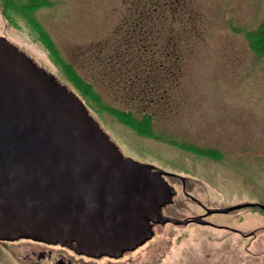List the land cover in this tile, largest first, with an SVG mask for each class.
I'll list each match as a JSON object with an SVG mask.
<instances>
[{
	"label": "rangeland",
	"instance_id": "374dc122",
	"mask_svg": "<svg viewBox=\"0 0 264 264\" xmlns=\"http://www.w3.org/2000/svg\"><path fill=\"white\" fill-rule=\"evenodd\" d=\"M153 2H158L164 18L156 15L150 18L147 14L153 9ZM137 3L134 0H49L48 5L33 14L50 36L62 61L71 65L85 81L94 83V90L106 105H120L121 93L106 86L107 81L100 82L105 54L99 48L113 37L124 12L129 16V24L123 30L128 27L131 30L139 23ZM143 3L144 17L138 19L142 28L151 34L141 35L147 42L142 40L138 47L147 48L150 60L157 61L156 65L161 66L165 75H173L174 82L167 81L166 87L170 89L167 96L174 109L171 113L157 111L151 124L152 136L137 134L108 112H95L84 104L89 114L122 157L153 165L171 174L170 177H181L186 192L208 209L264 201V57L255 54L247 42V34L264 20V0H149ZM127 9L131 14H127ZM19 25L18 29L5 22L0 5V38L78 96L62 70L32 39L25 22L20 20ZM135 28L136 32L142 29ZM138 47L135 45L136 50ZM116 49L107 52L114 54ZM182 146H191L197 151ZM167 181L178 191L169 210L179 217L197 210L189 200L180 199L178 181L172 178ZM178 199L181 202L177 203ZM240 217L244 220V229L264 224L263 217L245 210L212 215L222 225H232ZM189 235L188 229L180 241H188ZM13 249L11 246L9 251ZM230 252L220 264H234V251ZM235 252L237 263L247 264L243 249ZM22 260L23 257L15 261L0 245V264H29L28 259Z\"/></svg>",
	"mask_w": 264,
	"mask_h": 264
},
{
	"label": "water",
	"instance_id": "95a60500",
	"mask_svg": "<svg viewBox=\"0 0 264 264\" xmlns=\"http://www.w3.org/2000/svg\"><path fill=\"white\" fill-rule=\"evenodd\" d=\"M170 176L122 157L76 94L0 38V242L119 258L168 220Z\"/></svg>",
	"mask_w": 264,
	"mask_h": 264
},
{
	"label": "trees",
	"instance_id": "16d2710c",
	"mask_svg": "<svg viewBox=\"0 0 264 264\" xmlns=\"http://www.w3.org/2000/svg\"><path fill=\"white\" fill-rule=\"evenodd\" d=\"M143 1L149 2V0H139L137 3V0H134L139 4L140 9L139 16L136 15L139 23H136L135 26H141V28L143 25H141L138 17H144L141 5L144 4ZM48 4L49 0H0L1 13L5 22L18 29L20 28V20L25 22L32 39L43 47L55 65L62 70L65 78L76 88L78 97L81 98L79 99L87 108L95 112L106 111L135 133L152 136L151 124H153L157 111L171 113L174 109V104L169 103L167 96L170 89L168 86L166 87L167 81L174 82V79L173 75H165L161 66L156 65L157 61L150 60L147 48L138 47V43H142V40L147 42L146 37L141 39V35L151 34V32L144 28L136 32L135 26L131 30L128 26L127 29L123 30L124 26L129 24V16L126 17L124 12L121 18L122 22L118 25L113 37H110V41L100 46L99 50L105 54V60L102 59L101 61L102 79L100 82L105 84L107 81L106 86L113 87L111 90L114 89L115 92L121 93V98L118 100L121 102L120 105H106L94 90V83L85 81L71 65L62 61L50 36L33 18L37 9ZM151 5L153 8L150 9L151 14L150 12L147 13L150 18L151 15L164 18L158 2H153ZM131 10L132 8H130ZM127 14H131L129 9H127ZM136 35H139L137 39L140 40L134 39ZM110 42L114 43L110 44ZM247 42L255 54L264 57V20L255 31L247 34ZM135 45L138 50L135 49ZM154 47L159 48V45ZM112 49H116V53L109 54L107 51ZM151 58L154 56L151 55ZM183 148L197 151L191 146Z\"/></svg>",
	"mask_w": 264,
	"mask_h": 264
},
{
	"label": "flooded vegetation",
	"instance_id": "af4514ba",
	"mask_svg": "<svg viewBox=\"0 0 264 264\" xmlns=\"http://www.w3.org/2000/svg\"><path fill=\"white\" fill-rule=\"evenodd\" d=\"M167 178L179 182L180 199L189 200L197 206V210L179 217L175 214L176 212L168 209L175 203L178 191L167 181ZM164 179L174 190V195L171 202L161 208L160 215L170 221L167 220L163 224L151 223V238L119 258H91L77 255L58 245H45L27 240L0 242V245L15 261L18 262L23 257L22 261L28 259L29 264H220L225 256L230 255L231 250L234 251V264H239L235 251L240 249H243L246 254L244 260L247 264H264V224L244 229V220L240 217L232 225H222L220 221L212 218V215L222 213L216 212L219 210L206 208L194 195L187 193L181 177H165ZM180 199L176 202H181ZM242 205L250 206L237 211L245 210L264 218V201H249L237 206ZM188 229L191 234L186 237L188 241H180ZM11 246L14 249L10 252ZM26 247L28 249H25ZM24 249L28 253H25Z\"/></svg>",
	"mask_w": 264,
	"mask_h": 264
}]
</instances>
